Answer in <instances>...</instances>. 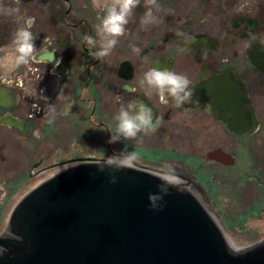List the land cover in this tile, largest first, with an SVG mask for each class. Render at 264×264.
<instances>
[{
  "label": "flooded vegetation",
  "instance_id": "flooded-vegetation-1",
  "mask_svg": "<svg viewBox=\"0 0 264 264\" xmlns=\"http://www.w3.org/2000/svg\"><path fill=\"white\" fill-rule=\"evenodd\" d=\"M110 2L93 4L92 13H104L92 18L84 12L89 6L84 1L81 6L58 4L57 13L37 34L42 41L36 59L20 69L12 64L14 52L5 51V61L0 51L3 66L11 65L9 73H0V126L14 133L0 138L9 141L14 152L22 144L24 156L18 163L21 171L9 184L42 181L73 163L107 160L127 150L137 155L136 166L176 173L172 178L194 191L193 181L199 182L227 230L253 235L243 246L260 240L264 0H157V20L146 26L141 19L147 8L140 0L111 54L94 60L84 37L98 39L94 25ZM13 37L9 25H3L0 50ZM40 53L52 57L37 59ZM153 68L186 76L193 96L181 107L171 99L161 103L156 91L142 83ZM137 98L152 109L156 131L109 144L120 106ZM9 119L15 124H8ZM2 185L0 179V192Z\"/></svg>",
  "mask_w": 264,
  "mask_h": 264
},
{
  "label": "water",
  "instance_id": "water-1",
  "mask_svg": "<svg viewBox=\"0 0 264 264\" xmlns=\"http://www.w3.org/2000/svg\"><path fill=\"white\" fill-rule=\"evenodd\" d=\"M96 160L105 159L66 166L18 200L0 237L11 232L19 239L0 238L8 249L0 264H264V237L235 245L199 182L197 192L173 177L177 187L162 209L151 210L160 172H101Z\"/></svg>",
  "mask_w": 264,
  "mask_h": 264
},
{
  "label": "clouds",
  "instance_id": "clouds-1",
  "mask_svg": "<svg viewBox=\"0 0 264 264\" xmlns=\"http://www.w3.org/2000/svg\"><path fill=\"white\" fill-rule=\"evenodd\" d=\"M96 4L97 0H93ZM140 4V0H111L109 6L105 9V14L98 19L100 22L94 25L97 37L86 35L84 40L89 47V55L94 60H103L109 56L118 43V38L126 33V25L133 14V10ZM147 11L141 19L142 25L155 23L157 18L153 13V7L159 10L160 5L157 0H145ZM13 13L19 14V8L12 9ZM35 23L34 17L25 19L23 27H20L14 34L12 45L14 46V64L15 66L27 65L30 60L36 59V45L34 43L31 27ZM93 49H98L93 51ZM133 51L139 53L140 49L133 47ZM143 85L148 89L155 90L161 103H168L174 100L177 107H181L193 96V88L190 80L177 74L168 68H153L144 74ZM127 90V89H126ZM117 128L113 132L110 130L109 144H116L124 140L137 138L138 134L144 133L149 135L156 131L154 127V113L143 100L137 98L136 101L122 104L119 113L116 116ZM156 120V119H155ZM138 157L135 153L127 150L113 154L107 160H96L93 163L103 172L106 167L113 168L115 171L123 169L136 170V161ZM171 170V166H169ZM162 183L158 186V193L149 194V203L151 210H160L163 207L164 196L169 194V189L177 187L176 181L169 173L162 174L158 177ZM110 182L117 183V177L112 174ZM3 239H19V237L9 232L7 235L0 237ZM8 249L0 245V256Z\"/></svg>",
  "mask_w": 264,
  "mask_h": 264
},
{
  "label": "rangeland",
  "instance_id": "rangeland-1",
  "mask_svg": "<svg viewBox=\"0 0 264 264\" xmlns=\"http://www.w3.org/2000/svg\"><path fill=\"white\" fill-rule=\"evenodd\" d=\"M69 1L76 3L77 5L80 6L83 3V1L89 4L88 9H85L84 7V12L87 15H89L91 18L94 17V15H97L98 13H104L103 11L100 12V10L97 9H95L97 13L91 12L93 8L91 6H93L94 4L93 0H0V28H2L3 25L8 24L9 29L13 30V36H14L16 31L20 27L24 26L25 19L29 17H34L35 23L32 25L30 30L34 36V40H35L34 42L37 49L39 45H41V41H42L41 39L42 36L39 38L37 37L39 30L42 29V25L47 23L49 19L52 20L53 17L52 14L57 13L58 11V7H57L58 4L62 3L64 4V6H67ZM106 1L107 0H97L96 5L98 4L102 5ZM98 7L100 9V6ZM16 8H19L20 10L19 14L13 13L11 11L12 9H16ZM84 12H82L81 14L85 15ZM13 48L14 46L12 45V41H10V43L7 44L5 50L3 49L0 50L1 52H3V54H5V61H7L6 52L10 51L13 53ZM3 63H4V59L1 56L0 73L7 74L10 72L9 69L11 65L3 66ZM12 64H14V62H12ZM18 68L20 69L21 67L19 66ZM2 134L8 137L11 134L14 136L12 130L0 126V136ZM23 141L21 140L20 143H22ZM16 147H18V150L15 151L16 152L15 153L14 152L15 149H13L14 147L11 148V143L9 141H6L5 144L3 140L0 138V179L3 180V185L1 187V192H0V232L4 229L6 223L8 222L10 212L14 207V205L26 192H28L32 187H34L40 181V179L38 178H33V180L31 179L28 183L21 180L19 181V183H17L14 186L13 185L11 186L9 184L11 179H13L14 176L19 171H21L22 169L21 165L18 163L21 162L22 159H24V156H22L21 153L23 152L22 144L21 146L17 145ZM15 167H18V170H16ZM5 179H7V181ZM228 234L232 238L233 242L235 241L236 243L235 245L237 246H243L244 244L253 240V235L245 236L240 234H234L229 230H228ZM263 236L264 235H259L257 238L259 237L261 238Z\"/></svg>",
  "mask_w": 264,
  "mask_h": 264
},
{
  "label": "bare ground",
  "instance_id": "bare-ground-1",
  "mask_svg": "<svg viewBox=\"0 0 264 264\" xmlns=\"http://www.w3.org/2000/svg\"><path fill=\"white\" fill-rule=\"evenodd\" d=\"M44 54V53H43ZM48 54V53H47ZM46 54V55H47ZM46 55H45V57H46ZM48 55H50V54H48ZM45 57H37V59H43V58H45ZM51 57H52V55H51ZM50 57V58H51ZM5 92V91H4ZM2 93H3V91H2ZM8 95H10L8 92H6V95L5 96H8ZM12 97V99H15L14 98V96L12 95L11 96ZM10 120V119H9ZM14 121V120H13ZM8 124H10V123H8ZM13 124H15V122H13L11 125H13ZM164 173H167L166 171H163ZM171 174H175L176 175V173H171ZM183 178H185V177H183ZM194 183V182H193ZM197 192H198V190L196 189V187H195V185H194V187H193Z\"/></svg>",
  "mask_w": 264,
  "mask_h": 264
}]
</instances>
